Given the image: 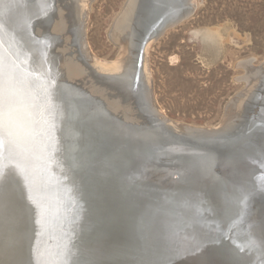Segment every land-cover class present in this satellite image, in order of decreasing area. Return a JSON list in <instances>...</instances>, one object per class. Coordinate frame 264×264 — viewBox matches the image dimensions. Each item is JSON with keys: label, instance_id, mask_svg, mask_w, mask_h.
<instances>
[{"label": "water", "instance_id": "obj_1", "mask_svg": "<svg viewBox=\"0 0 264 264\" xmlns=\"http://www.w3.org/2000/svg\"><path fill=\"white\" fill-rule=\"evenodd\" d=\"M30 1L0 0V15L21 32L25 19L37 21ZM72 3L46 0L45 15L51 16L46 34L36 27L26 35L41 58L40 75L53 70L56 81L64 79L85 95L59 98L56 131L49 125V102L46 107L44 99L34 97L29 101L35 107H26L16 95L26 85L19 80L17 87L5 76L15 102L17 140L15 149H6L0 175V264H126L129 251L135 264H176L171 255L175 245L185 242V231L189 243L177 264H264V114L255 119L252 131L241 118L216 129L167 119L143 71L142 51L149 36L140 48H134L138 41L132 46L128 70L104 71L81 52L83 28L68 31L74 22ZM184 5L178 22L175 13L180 10L163 20L173 22L163 33L192 15L195 6ZM61 16L65 27L52 36ZM0 23L9 34L1 17ZM0 34L2 59L7 67L19 68L5 46L3 28ZM62 66L71 72L74 68L76 79ZM29 70L34 73L36 67ZM37 110L47 126V150L39 141L25 143L27 115ZM67 146L73 150L70 160L64 158ZM101 152L112 163L101 162ZM41 155L43 168L36 162ZM126 227L140 234L137 244L158 228V262L151 252L154 242L127 250L119 236ZM162 229L168 235L178 231V242L165 239ZM87 239L91 242L85 247Z\"/></svg>", "mask_w": 264, "mask_h": 264}, {"label": "rangeland", "instance_id": "obj_2", "mask_svg": "<svg viewBox=\"0 0 264 264\" xmlns=\"http://www.w3.org/2000/svg\"><path fill=\"white\" fill-rule=\"evenodd\" d=\"M83 2L84 8H80L87 15L80 40L87 43V55L89 52L92 60L96 57L93 61L111 65L117 60L121 65L131 62L133 50L129 51V58L123 57L115 29L132 0ZM187 2L195 6L192 15L149 43L145 72L162 116L193 128L216 129L230 121V102L249 90L244 62L264 69V0ZM39 7L32 5L36 11L33 15L46 34L43 29L49 23L42 18L49 15L44 10L37 11ZM33 25L37 27V23ZM84 78L89 80L85 75ZM261 88L258 86L256 93Z\"/></svg>", "mask_w": 264, "mask_h": 264}, {"label": "bare ground", "instance_id": "obj_3", "mask_svg": "<svg viewBox=\"0 0 264 264\" xmlns=\"http://www.w3.org/2000/svg\"><path fill=\"white\" fill-rule=\"evenodd\" d=\"M26 1L27 0H25V2ZM31 1H32L33 6L38 5V7H39L40 5L41 6L44 5V8L39 7V9H37V11L40 10V12H41L45 9L46 0H31ZM72 1H73L72 11L74 13L73 14L74 15V17H73L74 22L73 21L71 22L70 28L68 31L72 30V28H78V27L84 28L83 26L85 25V20H86V15H87L86 12L84 13V11H82L83 9L81 10V8L83 6H85L84 2H83L84 0L83 1L82 0H72ZM186 1L187 0H132V3L128 6L124 15L121 17L120 24L119 25L117 24L118 26L116 25L117 28L115 29L116 30L115 37H116V39L118 38L119 44L121 46V51H122L121 54L123 55V57H125V55H127L129 58L130 55H128V54H129V51L132 50V46L134 45V43L136 45V43L138 41L137 45L134 46V48L135 47L140 48V45L142 44L143 37L149 36V39L145 42L144 48L142 51L143 52V71L146 70L147 61L145 62L144 58H146L145 57L146 49H147L149 43L152 42L153 40H155L158 36H160L163 33V31L165 29H167L170 25H172L173 22L163 23V20L165 18L167 19V17H169L172 13L178 11V8H177L178 4H179V10L180 11L175 13L176 15H179L176 18V21L178 22L181 18H183L181 16L183 13V9L185 8L184 3H186ZM20 3L24 4L22 2H20ZM20 3L18 5H21ZM26 4H30V3L26 2ZM18 5L14 3V6H18ZM20 8H22V7H20ZM28 8H30L29 5L26 8H23V12H26V14H28V11H29ZM175 9H176V11H173ZM86 11H88V10H86ZM84 14H85V17H84ZM0 17L3 19L4 24L6 26V29L9 32V34H8L5 31L3 25L0 23V28H3V32L5 35V39H6L5 46L8 49L10 56L12 57L13 60L16 61L17 65L19 67L17 69H12L10 66L7 67V64L5 63V59L4 60L2 59V62H3L2 64H3V69L5 71V76H7V78L9 79V81L12 84L15 83V86H17V87H19V80H21L26 85L27 88L24 89L22 92L16 91V95L20 96V99H21L23 105H25L26 107L32 105V103L29 100H32L34 97L36 98V99H34L35 101L38 100L37 99L38 97L40 99H44L43 103L46 107L48 106V102H49L50 111L47 113V115L49 116V125H54V128H53V132H54V131H56V125H58V123H59V116H60L59 111H58L59 98L60 97L61 98L66 97V98H70V100L71 99L74 100V98L77 97V95H79L81 97L85 96V95L81 94L77 90H76L77 91L76 92L75 90L72 89V87H69L67 85V83L64 82V79H62V81L61 80L56 81V78H55L56 76H55L53 70H50V72L47 71L45 73H42L43 75H40V72H41V70H40L41 60L40 59L41 58H39L38 52L36 51L35 47L27 42V36L26 35L29 34V31L32 30V27L36 28V26L33 25L35 23H37V27L41 29V22H38V21L31 22V21H29V19H25L26 22L22 25L21 32H20L19 28L16 27L11 22V20L8 16L0 15ZM50 17L51 16L43 17L42 20L45 19L44 22L49 23ZM34 18H36V17L34 16ZM84 18H85V20H84ZM46 19H48V22ZM61 19H62V21L60 20L58 23L55 22V24L53 25L54 29L51 31L52 36L54 35L53 33L60 32L65 27L64 26L65 25L64 17L61 16ZM159 25H161L162 27L160 28V30H157ZM82 31H83V29L80 31V36L83 35ZM81 42H82V45L84 47V50H81V52H82L84 58L89 59L88 55H90V54L88 52V55H87V52H86L87 51V46H86L87 43L84 40ZM0 43H2V45L4 46V43L2 42L1 34H0ZM43 45L47 49V44L43 43ZM119 56H121V55H119ZM130 57H132V56H130ZM95 58H93V60ZM91 59H92V57H91ZM120 59H122V58L120 57ZM129 60H132V59L130 58ZM43 62H44V65H47L46 61H43ZM93 62H94L95 66L103 69L104 71L112 70V71L118 72L120 70L119 73H121L125 70H128V68H123V67L129 66V64H130V66L133 65L132 64L133 61L129 62V63L126 62L127 64L125 63V65H121L120 61H118V60L115 61L112 65H111V63H102L103 61L99 62V60L93 61ZM244 63H245V64H243L244 68L248 69L247 75L245 76V79L247 81V84L249 85V87H246V88H249V90L247 91L246 95H244L240 99H239V97H240L239 96L238 98L236 97L232 100V102H230L231 104H229V106H228V107H230V111H229V113H227V114H229V116H227V115L226 116L230 120L228 123L235 122V120H238V118L239 119L241 118V124L243 125L247 122L246 123L247 126L249 125L250 130L252 131L253 126L255 124L254 123L255 119L260 121L258 119L259 114L260 115L264 114V100L261 101L262 98L264 99V95H263L264 94V69H262L260 67L254 68L253 66H250L249 63H246V62H244ZM28 67H29V69H34V67H36V71H34V73H32L28 69ZM64 67L66 68V70L69 72V74L72 77L76 76V73H74V70H75L74 68H73V71L71 72L67 66H64ZM64 67L62 66V68L65 70ZM55 68L58 71L57 64H55ZM73 79H76V77H74ZM12 84H11L10 88L12 87ZM258 86H262V88L260 91H258L256 93V89L258 88ZM255 95H256V97H255ZM31 109H33V108H31ZM91 109L93 111H95V108H91ZM237 113H238V115H237ZM98 118H100V117L98 116ZM227 118L225 117V119H227ZM228 123H226V124H228ZM259 125H260V122H259ZM59 127H60V124H59ZM236 127H238V126H236ZM241 130H242V128L239 127L238 130H236V131H237V133H239ZM251 131H249V132H251ZM90 141H91V139H90ZM90 141L87 145H90ZM69 148L70 147L67 146V149H65V154H64L65 160L72 159L69 157L71 156V153L73 154V150L69 149ZM97 156L101 162L109 161V164L112 163V159L110 158V160H109L106 153L101 152V153H98ZM57 157H59V156H57ZM99 182H101V181L99 180ZM108 182H110V181H108ZM122 199L125 201V203L131 204V201L127 196L124 195L122 197ZM161 228L162 227H160L159 230ZM162 230L164 231L163 237L165 239L170 238V237H174L175 241H176L174 243L178 242V240H179V237H178L179 232L178 231L172 233L171 235H168L164 229H162ZM156 231H158V228L156 230H153L152 232L147 231V235L145 236V242L144 243L140 242L139 244H137V239L140 238V234L137 233L131 227H126V228L122 229V232L119 233V236H121L120 238H122V240L124 241L123 243L126 244L127 250L128 249L133 250L134 247L141 248V247H144L147 242L148 243L154 242L153 245L151 246V252L154 253L153 257H155V261L158 262L159 257H160L158 250H159L160 246L162 245V240L160 238V231H159V236L157 238H155V232ZM85 237L87 238L88 236L85 235ZM183 237H184V234H181V240H183ZM89 242H91V240L89 241L88 239L84 242L85 247H87L89 245ZM188 243H189V239H188L187 233L185 231V242H180L179 244L175 245L174 248L177 251L171 255L175 258L174 263L177 264L179 259L184 260L185 247L187 246ZM123 255H124V253H123ZM189 255L190 254L187 253V257ZM131 256H132L131 251H129L128 253L125 254L126 264H135L131 260ZM136 264H138V262H136Z\"/></svg>", "mask_w": 264, "mask_h": 264}, {"label": "snow or ice", "instance_id": "obj_4", "mask_svg": "<svg viewBox=\"0 0 264 264\" xmlns=\"http://www.w3.org/2000/svg\"><path fill=\"white\" fill-rule=\"evenodd\" d=\"M7 80L2 64V53H0V175L2 172V165L6 157V149L13 150L16 148V127L17 114L14 108V100L8 94ZM34 108V105H30ZM28 135L25 137V143L35 145L37 141L46 144L45 150L50 148V144L45 141L47 134V126L43 123V115L40 111H30L27 115ZM30 160V154H29ZM40 163L43 168V156L36 161ZM43 190V189H42ZM3 192V185L0 184V194ZM50 264H60L59 261H52Z\"/></svg>", "mask_w": 264, "mask_h": 264}]
</instances>
